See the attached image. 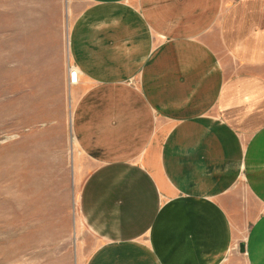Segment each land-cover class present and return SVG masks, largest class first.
<instances>
[{
  "label": "crops",
  "instance_id": "1",
  "mask_svg": "<svg viewBox=\"0 0 264 264\" xmlns=\"http://www.w3.org/2000/svg\"><path fill=\"white\" fill-rule=\"evenodd\" d=\"M84 1L67 80L83 86L72 135L94 165L86 264H224L241 185L263 208L247 263L264 264V0Z\"/></svg>",
  "mask_w": 264,
  "mask_h": 264
},
{
  "label": "rangeland",
  "instance_id": "2",
  "mask_svg": "<svg viewBox=\"0 0 264 264\" xmlns=\"http://www.w3.org/2000/svg\"><path fill=\"white\" fill-rule=\"evenodd\" d=\"M86 4L0 0V264H86L98 244L78 214L94 166L72 135L83 86L67 80L70 28ZM65 169L70 179H58ZM238 191L224 264H248V231L263 212L244 185Z\"/></svg>",
  "mask_w": 264,
  "mask_h": 264
},
{
  "label": "built area",
  "instance_id": "3",
  "mask_svg": "<svg viewBox=\"0 0 264 264\" xmlns=\"http://www.w3.org/2000/svg\"><path fill=\"white\" fill-rule=\"evenodd\" d=\"M77 70L75 68H70L69 69V82L70 83H76V78H77Z\"/></svg>",
  "mask_w": 264,
  "mask_h": 264
},
{
  "label": "bare ground",
  "instance_id": "4",
  "mask_svg": "<svg viewBox=\"0 0 264 264\" xmlns=\"http://www.w3.org/2000/svg\"><path fill=\"white\" fill-rule=\"evenodd\" d=\"M78 80V74H77V78H76V81Z\"/></svg>",
  "mask_w": 264,
  "mask_h": 264
}]
</instances>
